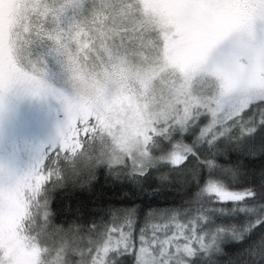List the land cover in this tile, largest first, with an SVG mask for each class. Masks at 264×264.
<instances>
[{"label":"snow or ice","instance_id":"snow-or-ice-1","mask_svg":"<svg viewBox=\"0 0 264 264\" xmlns=\"http://www.w3.org/2000/svg\"><path fill=\"white\" fill-rule=\"evenodd\" d=\"M0 264H264V0H0Z\"/></svg>","mask_w":264,"mask_h":264}]
</instances>
